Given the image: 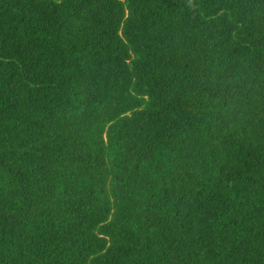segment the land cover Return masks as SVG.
Here are the masks:
<instances>
[{
  "label": "trees",
  "instance_id": "1",
  "mask_svg": "<svg viewBox=\"0 0 264 264\" xmlns=\"http://www.w3.org/2000/svg\"><path fill=\"white\" fill-rule=\"evenodd\" d=\"M0 264H264V0H0Z\"/></svg>",
  "mask_w": 264,
  "mask_h": 264
}]
</instances>
